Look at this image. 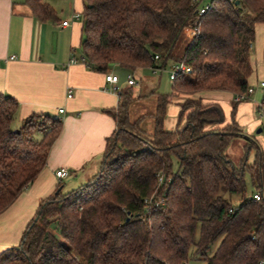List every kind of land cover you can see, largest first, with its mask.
<instances>
[{
  "label": "trees",
  "instance_id": "16d2710c",
  "mask_svg": "<svg viewBox=\"0 0 264 264\" xmlns=\"http://www.w3.org/2000/svg\"><path fill=\"white\" fill-rule=\"evenodd\" d=\"M83 1L81 51L94 69L184 63L191 72L176 77L171 95H157L151 135L140 130L146 117L130 122L132 90L120 93L118 111L108 112L118 129L107 139L99 172L77 189L64 191L61 185L43 201L0 264H189L192 249L206 264H264V152L234 118L218 127L225 122L222 108L194 96L248 92L264 0H212L202 16L204 0ZM24 2L38 20H57L44 0ZM172 96L186 100L177 130L168 132ZM18 110L17 100L0 94V214L44 170L63 128L49 114L32 115L14 128ZM240 138L248 141L246 154L235 164L226 151ZM161 174L164 183L158 185ZM248 185L255 190L251 195ZM255 194L261 201L253 200ZM235 196L238 203L231 200Z\"/></svg>",
  "mask_w": 264,
  "mask_h": 264
},
{
  "label": "crops",
  "instance_id": "0c3cea01",
  "mask_svg": "<svg viewBox=\"0 0 264 264\" xmlns=\"http://www.w3.org/2000/svg\"><path fill=\"white\" fill-rule=\"evenodd\" d=\"M24 1L0 0V94L19 103L14 120V123L18 122L16 127L32 115L49 114L61 119L63 128L49 152L44 170L0 214V255L19 245L40 205L61 185L64 191L77 189L86 183L85 172L90 173L88 179L99 172L107 139L118 129L116 119L108 112L118 111L121 92L132 90L136 99L129 108V119L137 105L162 94L155 87L160 86L161 79L146 81L151 87L142 80L141 75L146 71L158 75L159 72L155 73L152 67L129 71L114 64L104 73L80 62H70L72 54L78 60L82 57L83 0H44L57 15V20L45 22L38 20ZM76 14L80 15L79 20L73 18ZM65 21L69 22L67 27L62 26ZM258 34L262 38L261 45L250 57L253 72L248 78L249 86L255 89L252 100L239 102L236 95L223 91L199 92L194 96L204 105L217 104L222 108L225 122L218 127L230 125L234 118L242 131L264 152V136H260L264 130L254 137L262 124V118L257 117L260 105L257 94L261 93L259 84L264 80V24L256 25V39ZM108 75L119 78V92L111 90L106 81ZM131 76L137 86L128 84ZM68 88L74 90L72 99L67 98ZM185 100L186 97L169 98L166 131L177 130L181 104ZM157 102L158 96L152 106L153 112L141 117L154 114ZM61 109L64 114H60ZM60 169L68 171L66 178L58 179L56 173Z\"/></svg>",
  "mask_w": 264,
  "mask_h": 264
},
{
  "label": "rangeland",
  "instance_id": "374dc122",
  "mask_svg": "<svg viewBox=\"0 0 264 264\" xmlns=\"http://www.w3.org/2000/svg\"><path fill=\"white\" fill-rule=\"evenodd\" d=\"M203 3L206 5L208 3V0H204ZM191 35H192V32L189 33L190 37H191ZM186 40H187V38L183 37L180 42H182V44H185ZM261 40H262V38H261L260 34H258V38L256 39L255 44H254V48H255L254 51H253L254 54L256 53V51H257L256 49H258L259 45H261ZM171 66H167L165 68V70L159 71L157 76L153 75V73L151 71H146V72L142 73L141 77H142V80L144 81V84L146 86L151 87L148 83H146V81L152 82L155 79L157 81L159 79H161L160 80V86H155V87L162 94H164V93L171 94L173 92L172 91L173 82L170 80L169 73H168V71L170 70ZM137 78L141 81L140 76H137ZM126 81H127V78H126ZM257 95L259 97L258 104H261L263 102V100H264L263 94L260 93V94H257ZM252 99L253 98L251 97L250 100H252ZM155 100H157V96H154V98L150 97L145 102H143L140 105H137L134 109H132L130 122L134 123L135 121H137L142 116V114H149L150 112H153L154 109H153L152 106H153ZM257 117H259L260 120L262 118V120H261L262 124H261L260 128H264V118L262 117V112L261 111H258V116ZM17 125H18V122L16 121L13 124V127L16 128ZM140 130L144 133V135H151L153 133V131H154V121H153V119L151 117L146 118L144 120V122H142L140 124ZM257 131H256V133H254V137H257L259 135V134H257ZM260 136H264V132L261 133ZM247 142L248 141L246 139H244V138L236 139V140L232 141V143L230 144L229 148L227 149L226 155L235 164L240 163L241 158L246 154L245 144H247ZM254 152L255 151L253 150L252 152L249 153V157H248V163L249 164H252L254 162V158H255V153ZM177 169H178L177 160L174 159V170H177ZM89 174H88V171L85 172L84 177H83V178H86L85 182H87V180H89L88 179L89 178L88 177ZM65 190L68 191V189H65ZM254 191L255 190L251 187V185H248L249 195L253 194ZM236 199L238 200V198L234 197L231 200L234 203H238ZM219 244H220V241H218L210 249V251L208 253V256H212L214 254V252L216 251V249H217ZM189 264H206V261L203 259V257H201L199 255H195L194 254V250L192 249V251L190 253Z\"/></svg>",
  "mask_w": 264,
  "mask_h": 264
},
{
  "label": "built area",
  "instance_id": "2783aa9c",
  "mask_svg": "<svg viewBox=\"0 0 264 264\" xmlns=\"http://www.w3.org/2000/svg\"><path fill=\"white\" fill-rule=\"evenodd\" d=\"M211 1L212 0H208V3L205 5L203 4V6L200 7V10H199V15L202 16L204 15L206 12H208L211 8H212V5H211ZM230 2H234L235 0H228ZM74 19L76 20H79L80 19V15L79 14H76L73 16ZM69 25V22L68 21H65L62 26L63 27H67ZM192 32V35L191 36H194L195 35V31H191ZM71 63H77V62H80L84 65H88L90 66L91 64L89 62H87V60L82 56L79 60L76 59L75 57H73V54H72V57H71ZM154 61H157L159 60V56H155L153 58ZM152 70L157 73L159 71H163L165 70V68H160V67H152ZM191 72V67L188 66L187 64H184V63H174L172 64L170 70L168 71L169 73V78L172 82L175 81L176 77L179 75V74H187V73H190ZM106 81L108 84L111 85V90L115 91V92H119V89H118V83H119V78L115 75H108L106 76ZM128 84L130 86H137V82L136 80L131 76L128 80ZM259 88L261 90V93L263 94V97H264V80L260 82L259 84ZM255 93V89L253 87H250L248 92L246 94H241V95H238L237 96V100L239 102H242V101H249L252 97V95ZM74 96V90L72 88H68L67 90V98L68 99H72ZM259 111L262 112V117L264 118V110H263V107H262V103L259 105ZM60 114H64V109H61L60 111ZM68 171L66 169H60L56 175L58 177V179H63V178H66L68 176ZM164 183V175H160L159 176V179H158V185H162ZM262 199V196L261 194H255L253 195V200L258 202V201H261ZM153 200L154 198H151L149 201H148V204L151 205L153 203ZM158 203L160 204H163L164 203V199L162 197H159L157 199Z\"/></svg>",
  "mask_w": 264,
  "mask_h": 264
},
{
  "label": "water",
  "instance_id": "95a60500",
  "mask_svg": "<svg viewBox=\"0 0 264 264\" xmlns=\"http://www.w3.org/2000/svg\"><path fill=\"white\" fill-rule=\"evenodd\" d=\"M239 4H240V1H236V5H239ZM262 131H263V129L260 128L257 133L260 134Z\"/></svg>",
  "mask_w": 264,
  "mask_h": 264
}]
</instances>
